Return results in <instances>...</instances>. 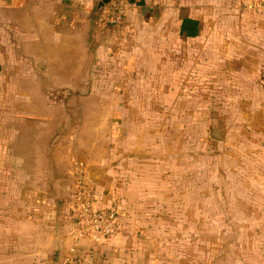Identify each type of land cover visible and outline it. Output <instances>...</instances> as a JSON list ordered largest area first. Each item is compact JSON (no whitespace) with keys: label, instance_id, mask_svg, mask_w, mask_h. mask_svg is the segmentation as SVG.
Here are the masks:
<instances>
[{"label":"rangeland","instance_id":"1","mask_svg":"<svg viewBox=\"0 0 264 264\" xmlns=\"http://www.w3.org/2000/svg\"><path fill=\"white\" fill-rule=\"evenodd\" d=\"M178 3L183 30L169 11L143 23L137 60L102 87L121 96L70 104L115 107L107 154L124 183L120 233L94 243L86 264H264V0H170L167 10ZM73 117L72 128L88 115ZM14 158L0 157V264H84L59 255L34 203L4 191Z\"/></svg>","mask_w":264,"mask_h":264},{"label":"crops","instance_id":"2","mask_svg":"<svg viewBox=\"0 0 264 264\" xmlns=\"http://www.w3.org/2000/svg\"><path fill=\"white\" fill-rule=\"evenodd\" d=\"M104 1L0 0V80L9 83L2 84L6 96L0 106V157L17 161L14 173L2 179V187L8 193L16 189L18 200L38 207L34 217L50 223L48 231L61 257L68 261L80 257L84 264L97 246L88 239L77 242L70 231L76 178L83 174L94 185L98 206L115 209L124 183L107 154L111 134L106 123L111 118L105 116L115 107L108 109L105 100L84 107L70 104L73 98L121 96L120 89L102 87L125 78L123 71L143 44L142 24L153 23L160 14L168 16L169 11L178 16L180 33L186 15L185 4L167 10L170 0H136L121 31L101 28L97 19ZM116 33H123L118 46ZM148 34L146 43L153 41H148ZM105 67L115 71L107 74ZM57 98L64 100L58 103ZM83 111L86 121L78 118V126L72 128L74 113L79 116Z\"/></svg>","mask_w":264,"mask_h":264},{"label":"built area","instance_id":"3","mask_svg":"<svg viewBox=\"0 0 264 264\" xmlns=\"http://www.w3.org/2000/svg\"><path fill=\"white\" fill-rule=\"evenodd\" d=\"M136 6V0H106L101 5L97 24L101 28H121L129 11ZM96 202L94 185L81 174L72 192L70 231L78 238L103 243L120 233L122 223L115 208L101 207Z\"/></svg>","mask_w":264,"mask_h":264},{"label":"water","instance_id":"4","mask_svg":"<svg viewBox=\"0 0 264 264\" xmlns=\"http://www.w3.org/2000/svg\"><path fill=\"white\" fill-rule=\"evenodd\" d=\"M102 3H100V6H101Z\"/></svg>","mask_w":264,"mask_h":264}]
</instances>
